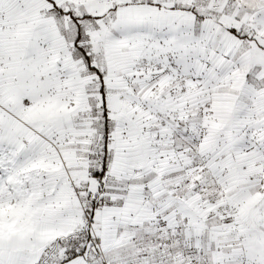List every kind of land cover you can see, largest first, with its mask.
I'll list each match as a JSON object with an SVG mask.
<instances>
[{"label": "snow or ice", "instance_id": "1", "mask_svg": "<svg viewBox=\"0 0 264 264\" xmlns=\"http://www.w3.org/2000/svg\"><path fill=\"white\" fill-rule=\"evenodd\" d=\"M0 264H264V0H0Z\"/></svg>", "mask_w": 264, "mask_h": 264}]
</instances>
